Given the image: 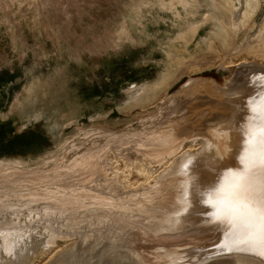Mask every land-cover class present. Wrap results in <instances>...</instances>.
Wrapping results in <instances>:
<instances>
[{
    "label": "rangeland",
    "instance_id": "rangeland-1",
    "mask_svg": "<svg viewBox=\"0 0 264 264\" xmlns=\"http://www.w3.org/2000/svg\"><path fill=\"white\" fill-rule=\"evenodd\" d=\"M238 4L0 0V264H254L211 232L168 234L208 218L189 205L196 174L172 159L189 146L201 157L219 123L232 116V130L264 95V0L246 25Z\"/></svg>",
    "mask_w": 264,
    "mask_h": 264
},
{
    "label": "bare ground",
    "instance_id": "bare-ground-1",
    "mask_svg": "<svg viewBox=\"0 0 264 264\" xmlns=\"http://www.w3.org/2000/svg\"><path fill=\"white\" fill-rule=\"evenodd\" d=\"M227 1L229 2L230 8L239 6L238 0H227ZM245 2H246V5H245V8H243L244 11L242 13V18H243L242 23L244 25L249 23V21L256 15V13L259 9V6H260V0H245ZM187 4L189 6V3H187ZM174 5H176V4L174 3L173 6ZM176 15H178V14H176ZM214 17H215L214 14L212 16L209 14L206 17V22L213 20ZM199 22H201V21H199ZM220 22H221L220 19L215 20V24H217V25H220ZM201 26H202V24H195L194 27L191 28L189 33L185 34L182 37V40H185V41L191 40V39L193 40V37H195L198 34ZM233 27H234V25H233ZM219 31H222V30H219ZM259 34L261 35L260 42H261L262 47L264 49V25L261 29V33H259ZM219 36H220V34H219ZM226 38H227V36H226ZM212 42L213 41L211 40V44H212ZM263 57H264V54H257L256 53V58H254V59L258 58L259 61L263 62L264 60H261ZM245 63H246V61H245ZM256 63H258V61ZM261 76L264 77V73L261 74ZM164 80H165V78H164ZM262 89H264V88H262ZM184 90H186V89H184ZM254 95H251V96H254ZM262 97H264V95ZM254 98L259 99L258 97H254ZM248 111H249V109H248ZM252 117H253V115L241 117L239 120H237V122H240L239 125L237 124V126H234L232 128V130H231V126L235 122L234 120H232V116L228 117L227 124L226 123H219L217 130L212 132L213 135H215V137H213L212 144H210L208 146L206 144V147L203 150L204 151L203 155H201V157L194 159L193 155H192V158H193L192 163H191V160L189 161L186 157H188V155L191 156L190 153L192 154V152H194L196 150V149H194L195 148L194 146H189V148L185 147L186 149L184 148L185 150L181 156V158L183 157L182 158L183 160L180 161L181 163L179 162V159H180L179 157L174 158V160L172 159V161H174V162H172V161L171 162L173 165H175L176 168L183 166V168L185 167L186 170H190V172H193L196 174L197 178L195 180H193L192 182H193V185L195 186L194 192H196L197 195L193 193L196 196L193 197V195H192V199L189 201V203H190L189 205L192 207L191 208L192 211H196L195 212L196 214H198L197 212H201L202 210H205L202 212L201 216L204 215L208 218H205L203 221L201 220L202 222H200V223H195V221H193L194 219H196V217L194 219H190L189 216H187V218H185L184 221L183 220H177L176 223L173 221L172 223H175V224L172 226V223H171V225H170L171 227L169 228L168 234L171 235L170 237H174V238H178V239H181L183 237H191V236L194 237L195 239H198L202 235L205 236L208 234V232H211V234H210L211 238L210 239H211V241H213V245H214L213 247L214 248L215 247L221 248L220 250L227 249V251H228V249L229 250L234 249L233 256L235 259H237V261L240 260L239 261L240 263H242V262L243 263H247V262L249 263V261L250 262L253 261L254 264H264V255L260 254V246H259L258 238H256V239L252 238L254 236V233L252 231V228L250 227V224H249V221L247 220V218L240 215L239 213H233L232 215H227V216L224 215V210H225V206L227 203V195H228V193L230 191V187H231V185L235 179L233 177L232 171L233 170L234 171H240V172L244 171V165L241 163V157L246 155L245 148L247 147V145L245 143V136H246L247 128H248L249 123H250V119ZM219 118L221 119V117H219ZM258 118L259 117H256V119H258ZM183 121H185V120H183ZM187 121L189 122V120H187ZM188 122L186 124H188ZM180 123H182V122H180ZM182 125H183V123H182ZM182 125L181 126L177 125L174 128L175 136L176 135L178 137L182 136L183 131H184L183 129H186V125H183L185 127H183ZM187 130H189V129L187 128ZM174 140L172 139L170 144H173V142H176ZM208 141H209V139L207 140V142ZM153 158L155 159V157H153ZM177 162H179V163H177ZM172 164H171V166H173ZM224 167H225V169H224ZM116 168L118 169L119 174H121L125 179H127V181L129 183L133 182L132 183L133 185L134 184L136 186L137 185H143L147 180V177L146 178L142 177V175H145V174L141 171L140 172L142 174L138 171L139 173H137L135 175L133 172H132L133 174L130 173L128 175H125V171H121V169L119 167H116ZM226 169H227V171H226ZM172 171H174V170H172ZM195 174H193V175H195ZM181 178H182V176H181ZM188 184H190V183H188ZM249 192H250V196H251L252 200L254 201V203L256 204L257 207L264 206V169H257L250 176V178H249ZM184 205H183V208L188 207V206L184 207ZM183 208H181V209H183ZM184 210L186 211V209H184ZM174 212H175V210H174ZM178 213H180V212L178 211ZM175 215H177V214H175ZM183 216H185V215L183 214ZM211 217H213V218H211ZM119 218H121V217H119ZM209 218H211V219H209ZM164 231H166V229ZM161 237L164 238V235H162ZM170 237H168V238H170ZM151 247H156V246H151ZM201 247H200V249L203 248V247L202 248ZM171 250H172V248H171ZM61 251H62L61 248H58V249L54 250V252L52 254L55 256ZM214 251H215V249H214ZM199 252H200V250H199ZM217 252H219V251H217ZM156 253H157V251H156ZM48 255H50V254H48ZM219 255H222V252ZM164 256L165 255H163V253H161V254H159V257L152 256L153 257L152 260L155 258H157V259L163 258ZM229 256H230V254H229ZM230 257L228 259H230ZM50 258H52V257H50ZM164 258L170 259L173 257L165 256ZM213 258H215V257H213ZM224 258H225V256H224ZM226 259L227 258H225V260ZM178 261H180V260H178ZM190 261H191V259H190ZM47 262H45V260L42 258L39 261V264H47Z\"/></svg>",
    "mask_w": 264,
    "mask_h": 264
},
{
    "label": "snow or ice",
    "instance_id": "snow-or-ice-1",
    "mask_svg": "<svg viewBox=\"0 0 264 264\" xmlns=\"http://www.w3.org/2000/svg\"><path fill=\"white\" fill-rule=\"evenodd\" d=\"M249 110L253 117L245 136L246 155L241 157L244 171H232L235 179L227 195L224 215L239 213L246 217L254 233L252 238H258L260 254L264 255V206L257 207L249 192L250 176L255 170L264 169V97L254 104L250 101Z\"/></svg>",
    "mask_w": 264,
    "mask_h": 264
}]
</instances>
